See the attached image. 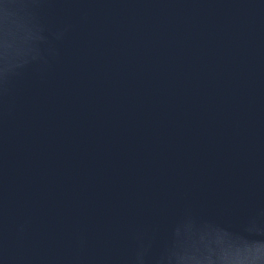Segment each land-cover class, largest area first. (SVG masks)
<instances>
[{
    "label": "water",
    "instance_id": "95a60500",
    "mask_svg": "<svg viewBox=\"0 0 264 264\" xmlns=\"http://www.w3.org/2000/svg\"><path fill=\"white\" fill-rule=\"evenodd\" d=\"M0 264H264V0H0Z\"/></svg>",
    "mask_w": 264,
    "mask_h": 264
}]
</instances>
